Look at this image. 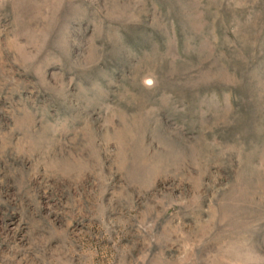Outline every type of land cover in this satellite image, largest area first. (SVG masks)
<instances>
[{
    "label": "rangeland",
    "instance_id": "rangeland-1",
    "mask_svg": "<svg viewBox=\"0 0 264 264\" xmlns=\"http://www.w3.org/2000/svg\"><path fill=\"white\" fill-rule=\"evenodd\" d=\"M0 264H264V0H0Z\"/></svg>",
    "mask_w": 264,
    "mask_h": 264
}]
</instances>
